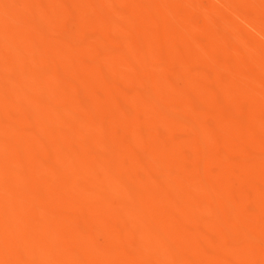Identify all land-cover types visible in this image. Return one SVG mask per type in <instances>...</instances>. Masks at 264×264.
Here are the masks:
<instances>
[{"label":"bare ground","instance_id":"1","mask_svg":"<svg viewBox=\"0 0 264 264\" xmlns=\"http://www.w3.org/2000/svg\"><path fill=\"white\" fill-rule=\"evenodd\" d=\"M0 264H264V0H0Z\"/></svg>","mask_w":264,"mask_h":264}]
</instances>
